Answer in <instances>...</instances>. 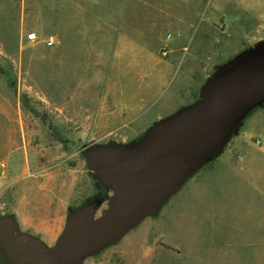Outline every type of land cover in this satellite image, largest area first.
Listing matches in <instances>:
<instances>
[{
	"label": "rangeland",
	"instance_id": "1",
	"mask_svg": "<svg viewBox=\"0 0 264 264\" xmlns=\"http://www.w3.org/2000/svg\"><path fill=\"white\" fill-rule=\"evenodd\" d=\"M263 40L264 0H0V215L41 221L63 201L66 220L99 194L86 148L138 139ZM84 264H264V105L158 216Z\"/></svg>",
	"mask_w": 264,
	"mask_h": 264
},
{
	"label": "water",
	"instance_id": "2",
	"mask_svg": "<svg viewBox=\"0 0 264 264\" xmlns=\"http://www.w3.org/2000/svg\"><path fill=\"white\" fill-rule=\"evenodd\" d=\"M264 105V40L215 67L196 101L155 121L132 143H95L83 155L94 180L109 191L68 211L49 246L0 215L5 264H84L158 216L184 184L224 150L245 119ZM103 204L105 207L102 208Z\"/></svg>",
	"mask_w": 264,
	"mask_h": 264
},
{
	"label": "crops",
	"instance_id": "3",
	"mask_svg": "<svg viewBox=\"0 0 264 264\" xmlns=\"http://www.w3.org/2000/svg\"><path fill=\"white\" fill-rule=\"evenodd\" d=\"M66 210V204L60 201L58 204L49 207L45 220L33 221L27 215L17 214L16 219L23 231L39 236L51 246L64 228Z\"/></svg>",
	"mask_w": 264,
	"mask_h": 264
},
{
	"label": "trees",
	"instance_id": "4",
	"mask_svg": "<svg viewBox=\"0 0 264 264\" xmlns=\"http://www.w3.org/2000/svg\"><path fill=\"white\" fill-rule=\"evenodd\" d=\"M95 182L97 183V185H98V187H99V194L96 196V198L95 199H98L99 201H106L107 200V198H108V196H109V191L106 189V188H104L100 183H99V181H97V180H95ZM89 200V199H88ZM87 201V200H86ZM85 201V202H86ZM85 202L82 204V205H84L85 204ZM81 205V206H82ZM80 206V207H81ZM79 208V207H78ZM78 208H76V209H78ZM76 209H69L68 211H74V210H76ZM0 264H5V262L3 261V257H2V255H1V253H0Z\"/></svg>",
	"mask_w": 264,
	"mask_h": 264
},
{
	"label": "built area",
	"instance_id": "5",
	"mask_svg": "<svg viewBox=\"0 0 264 264\" xmlns=\"http://www.w3.org/2000/svg\"><path fill=\"white\" fill-rule=\"evenodd\" d=\"M37 38V35L35 32L29 33L27 35V40L28 41H34ZM44 43L47 47H51L54 45V38L52 36L46 37L44 40ZM260 142H258L259 144Z\"/></svg>",
	"mask_w": 264,
	"mask_h": 264
},
{
	"label": "flooded vegetation",
	"instance_id": "6",
	"mask_svg": "<svg viewBox=\"0 0 264 264\" xmlns=\"http://www.w3.org/2000/svg\"><path fill=\"white\" fill-rule=\"evenodd\" d=\"M142 136H143V135H142ZM142 136H141V137H142ZM139 138H140V137H139ZM139 138H138V139H139ZM138 139H136V140H133V141H131V142H129V143L135 142V141H137Z\"/></svg>",
	"mask_w": 264,
	"mask_h": 264
}]
</instances>
